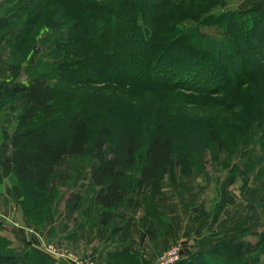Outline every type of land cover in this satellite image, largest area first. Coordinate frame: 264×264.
Returning <instances> with one entry per match:
<instances>
[{
	"label": "trees",
	"instance_id": "1",
	"mask_svg": "<svg viewBox=\"0 0 264 264\" xmlns=\"http://www.w3.org/2000/svg\"><path fill=\"white\" fill-rule=\"evenodd\" d=\"M82 1L85 0H32L33 4H28L25 0H5L4 6L8 8L0 18V50L4 42L9 51L6 59H19L30 36L42 24L66 29L63 33H54L50 47L59 50L78 47L80 58L66 63L57 75L66 77L71 85L86 84L82 81L86 76L90 83H100L108 89L139 92L178 87L193 89L201 93L199 96L208 97L210 91L222 88L221 80L227 77L220 71L219 63L223 60L233 62L234 75L230 78L237 84H243L242 75L237 72L242 67L239 63H245L244 78L250 77L249 74H255L253 78H256L264 72L260 62L248 65L256 54L264 59V10L253 15L252 25L244 31L234 17L223 18L225 26L218 25L223 19L203 17L209 11L210 0L193 1L191 8L185 6L183 0H99L107 4L97 8L93 3L85 5ZM193 8L198 12L195 13L196 23L181 25ZM18 25L22 27L15 30ZM215 27L220 29L216 36L204 30ZM10 28L17 32L2 35ZM197 57L198 63L191 62ZM215 66L220 76L212 71ZM251 66L259 71L252 73ZM194 67L197 74L204 71L207 75L205 84L198 79L199 75L192 74L195 79L189 75ZM162 69L166 74L156 75ZM57 83H50L49 78L41 74L32 77L26 89L8 92L0 87V107H4L2 101L6 102L10 94L12 97L23 90L27 93L26 103L16 112L12 165L14 182L21 190L25 211L31 218L37 221L52 209L59 198L54 175L72 158L90 156L93 159L90 181L98 189L94 200L108 211L123 203L139 207L149 190L158 192L159 181L165 176H170L172 181L178 176H191L190 157L202 153L201 146L191 142L186 146L187 152L175 158L174 135L161 134V124L156 125L154 133L151 120L124 125L114 132L102 126L92 139L90 122L76 112L89 107L88 99L79 104L74 99L76 96L65 89H62L65 93L61 99L62 86ZM197 135L199 132L195 130L189 138ZM108 139L112 143L108 144ZM261 207L264 209V198ZM246 231L239 233L237 241H221L210 252L184 260L182 264H249L252 255L263 251L264 236L256 241L245 240ZM0 264L50 262L40 253L28 251L21 263L8 238L0 235Z\"/></svg>",
	"mask_w": 264,
	"mask_h": 264
},
{
	"label": "rangeland",
	"instance_id": "2",
	"mask_svg": "<svg viewBox=\"0 0 264 264\" xmlns=\"http://www.w3.org/2000/svg\"><path fill=\"white\" fill-rule=\"evenodd\" d=\"M183 1V3H186L185 6L191 8L192 2L196 0ZM25 2L33 4L32 0H25ZM82 2L85 5L93 3L95 4L93 6L96 8L107 4L99 0H85ZM208 3L211 6L203 17H213L216 19H223L228 16L234 17L238 20V26L242 27L244 31H247L249 26L252 25L253 15L264 10V0H214V2L210 0ZM4 4L5 0H0V18L5 15V11L8 8ZM194 11V8L193 10L189 9L188 13L190 16L182 21L181 25L190 26L196 23L195 13L198 12ZM24 19L25 17L21 20L24 22ZM221 24L225 26V19L218 25L222 26ZM20 27L22 25L16 26L15 30ZM217 28L215 27L213 30L207 28L204 30L216 36L220 32V29ZM15 30L10 28L2 35H10L13 31L14 33L17 32ZM65 31L66 29L64 28L58 29L41 24L36 33L30 36L26 50L19 55V59L14 60L6 59L9 51L5 47V43L2 42L0 66H4L3 79L8 81L9 84L5 86L6 88L1 87V90L10 92L11 87L17 85L19 87L13 90L26 89L32 77L45 74L49 78L50 83L55 84L58 82L62 86L59 89L61 99L64 98L65 93L62 92V89L71 91L73 96H76L74 98L75 101L79 104L81 100L88 99L89 107L87 105L84 109L80 108L76 112L81 114L82 117H86L90 122V136L92 139L97 135V130L102 126H107L114 132L124 125H139L145 120H151L154 122L153 132L156 133V125L161 124V134L174 135L175 158H181L187 152L185 151L188 149L186 146L189 147L191 142L193 143L192 145L201 146V150H204L202 153L192 154L190 157L192 165L191 176L204 178L202 176L205 175V178H211L209 177L211 173L213 176L212 181L217 182L215 185L228 188L229 191L232 189L229 188L228 179H231V183H235L234 185L247 186L248 188H252V190H257L259 192L258 197H255V193H252V196L250 195L252 204L254 203L252 213L263 212L264 209L261 207V201L264 198V72L257 75L256 78H253L255 74H249L250 77L244 78L243 71L245 68H243V65L245 63H239V66L242 67H239L240 69L237 72L240 71L239 75H242L243 84H237V81L230 78L232 77L231 75H234L232 73L233 62H224L226 60H223L219 63L222 65L220 71L222 70L227 77H223L221 80L223 81L222 88L210 91V94H207L208 97L199 96L201 93L196 92L192 88V90H188L175 87L172 88L174 90L165 88L163 90L139 92H131L129 91L130 89L121 88L108 89L103 84L90 83V80H86V76L82 78V81L86 84L71 85L65 79L66 77L62 75L59 77L57 75L59 69L63 68L66 63L80 58L77 54L78 47L63 50L50 47V42L55 37L54 33H63ZM250 41H253V38H250ZM82 50L85 52L84 49ZM253 58L248 65H253L256 62L264 65V59L260 58L259 55L256 54ZM198 60L199 57L191 60V62L195 61L196 64ZM215 68L216 66L212 71L218 75L220 71ZM195 69L197 68H191L190 70L192 71L189 72V75L192 79H195L193 75H199L198 79L205 84L207 75L204 71L197 74L198 72H195ZM162 70L158 71L156 75L161 76L163 73L166 74L165 70ZM251 70L252 73L259 71L258 68H252ZM247 71H250L249 68ZM228 82L230 83L228 84ZM158 83L161 84V81H158ZM168 85L169 83L166 87H169ZM205 89H208V86ZM23 94H25V90L12 97L10 94L8 96L9 100L7 99L6 102L2 101L4 107H0V124L7 122L8 127L5 129L7 136H10L15 131L16 112L24 104ZM194 99L197 102H194ZM17 103L21 104L17 106ZM13 104L15 105L14 111L12 110ZM195 130L199 132V135L189 138L190 134ZM187 139L193 140L187 142ZM198 142H204L205 145H200ZM110 143H112V140L108 139V144ZM6 156V144L3 143L2 145L0 142V161L5 164L8 163ZM92 163L93 159L90 156L86 158H72L56 171L53 183L55 189L59 191V198L52 205V209H48L39 218L36 217L37 221L40 222L38 224L25 211L21 190L14 182L13 173H10L9 179L11 185L15 187L14 193L10 191L7 193L6 191L3 192V188L0 187L2 207L4 206V209L7 210L6 201H13L14 205L16 204L15 209L17 207L15 214L17 215L18 212L21 215V219H16V215L7 216L3 212H0V235L8 238L14 255L21 263H23L28 251L40 253L50 264H76L72 261L71 256L86 260L91 258L89 255L73 250L67 240L60 238L59 233L53 231L55 230L54 228H58L57 222L68 220V217H64V219L59 218V221H56V216H58L64 205L69 201L66 190L71 188V186L67 185L63 188V180L60 177L69 175V182L78 181L79 183L77 184L79 186L84 185V193L89 195L90 198V169ZM206 171H208V174ZM3 173L5 174L4 171ZM0 176H2L1 169ZM186 178L178 176L176 178L178 181L175 180L176 182L171 186L175 189L184 188V180ZM179 179H182V181H179ZM235 192L238 193L237 191ZM160 195L161 188H159L156 196L152 191H149L146 197L143 198V202H152L154 196L158 197ZM121 208L119 206L118 209ZM149 209L147 207V210ZM158 211L160 216L163 217L162 212ZM141 212H144L145 216L147 215L145 207H143V211L141 210ZM74 216H78V219L75 221L82 219V215L78 214V212ZM48 221H51L50 231H42L44 224ZM74 226L72 224V227ZM8 228L11 229V232L15 230L19 242L11 239V235L9 234V236L7 233L8 231L10 233ZM28 244L33 246L35 250H29ZM262 249V252L259 251L255 255H252V258L249 259V264H264V244Z\"/></svg>",
	"mask_w": 264,
	"mask_h": 264
},
{
	"label": "crops",
	"instance_id": "3",
	"mask_svg": "<svg viewBox=\"0 0 264 264\" xmlns=\"http://www.w3.org/2000/svg\"><path fill=\"white\" fill-rule=\"evenodd\" d=\"M3 77L4 66H0V87L4 88L9 82ZM18 87L19 85L12 86L10 90ZM23 98L25 104L26 92ZM3 124H0V142L2 145L6 144L8 163L0 161V187L3 192L14 193L15 187L9 179L10 173L14 171L13 132L7 136V122ZM206 173L208 174V171ZM202 177L204 178L189 176L184 180V188L175 189L171 185L178 180L171 181L169 176H165L159 181L161 195L155 197L157 193L152 192L155 195L152 202L142 201L137 208L135 204L130 206L123 203L119 205L121 209L117 206L114 211H108L96 204L94 199L98 189L91 181L89 198V195L84 193L83 184L79 186L78 181L69 182V175L61 176L62 187L67 185L71 188L66 190L69 201L56 216V221L64 217H68V220L57 222L58 228H54L53 232H58L59 237L67 240L76 252L89 255L96 264H153L173 245L182 247V264L184 260L188 261L199 254L210 252L221 241H237L243 229H246L248 234L245 240L256 241L264 236V210L261 213H252L254 203L252 204L250 195L255 193V197H258L257 190L234 185L235 183L232 184L231 179H228L229 188L232 189L229 191L228 188L215 185L217 182L212 181L211 173V178H205V175ZM6 205L7 210L2 207L0 196V212L15 216L16 204L7 200ZM143 207L146 208V216L141 212ZM147 207L150 209L147 210ZM156 210H160L163 217L157 216L159 211ZM76 212L82 215V219L75 221L78 219V216H74ZM17 218L21 219L18 212ZM50 223L51 221H48L44 224L42 231L47 232ZM72 224L75 226L72 227ZM8 230L11 239L19 242L15 230ZM28 248L35 250L30 244ZM114 255L119 257L116 258L118 260L114 259Z\"/></svg>",
	"mask_w": 264,
	"mask_h": 264
},
{
	"label": "built area",
	"instance_id": "4",
	"mask_svg": "<svg viewBox=\"0 0 264 264\" xmlns=\"http://www.w3.org/2000/svg\"><path fill=\"white\" fill-rule=\"evenodd\" d=\"M71 259L76 264H96L89 259H79L71 256ZM182 261V247L180 245L170 246L153 264H180Z\"/></svg>",
	"mask_w": 264,
	"mask_h": 264
}]
</instances>
